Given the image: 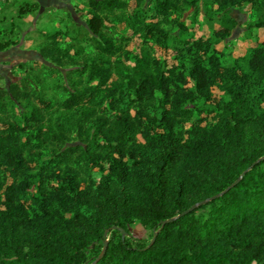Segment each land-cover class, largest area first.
Wrapping results in <instances>:
<instances>
[{"label": "trees", "instance_id": "16d2710c", "mask_svg": "<svg viewBox=\"0 0 264 264\" xmlns=\"http://www.w3.org/2000/svg\"><path fill=\"white\" fill-rule=\"evenodd\" d=\"M143 4L86 0V41L47 34L51 66L0 88V264H264V40L229 63L216 48L241 4L264 30V0ZM212 7V37L191 42L177 11L194 27ZM112 16L141 39L128 64Z\"/></svg>", "mask_w": 264, "mask_h": 264}, {"label": "rangeland", "instance_id": "374dc122", "mask_svg": "<svg viewBox=\"0 0 264 264\" xmlns=\"http://www.w3.org/2000/svg\"><path fill=\"white\" fill-rule=\"evenodd\" d=\"M32 4H37L35 10L20 12L21 7ZM151 6L150 0H144L143 8L147 9ZM134 7V1H130V10ZM86 10V0H0V40L12 43L5 49V51L10 50L9 56L0 57V88L9 89L11 83L23 82L26 78L35 79L28 69L29 66L35 69L39 68L40 63L51 66L39 54L40 49L49 43L47 34L56 33L63 49L69 44L76 47L81 45L82 40L86 41ZM252 11L249 6L243 4L228 10V15L236 21V25L230 36L216 47L224 53L222 59L224 63L248 55L259 42L264 40L263 29L249 31ZM190 13L189 10L177 11V15H181L182 20L189 27L188 35L191 42L200 45L212 37L211 28L218 25L219 21L216 17L220 15V12L216 7H212L209 12L203 11L197 17L194 27L189 17ZM253 13L255 14L254 11ZM263 14L264 11L257 13V15ZM110 19L111 22L108 23L115 27V34L125 38L119 44L123 48V53L119 54L117 61L120 64H128L131 60L130 56L139 51L141 45L139 33L137 34L135 29L121 22L118 16H112ZM90 51L91 47H88L87 52ZM158 55L162 59L173 61L172 57H180V52L171 50L167 53L165 50L158 49ZM21 64L25 66L24 70L20 69ZM59 70L64 75L65 69ZM57 81L59 82V76L55 75L52 79L45 80L44 84L51 85ZM129 231L136 238L150 237V233L136 223L129 228Z\"/></svg>", "mask_w": 264, "mask_h": 264}, {"label": "water", "instance_id": "95a60500", "mask_svg": "<svg viewBox=\"0 0 264 264\" xmlns=\"http://www.w3.org/2000/svg\"><path fill=\"white\" fill-rule=\"evenodd\" d=\"M9 54H10V50L3 51V52H0V57H4V56H7V55L9 56ZM261 160H262V159H261ZM242 175H243V174H242ZM240 177H242V176H240ZM237 181H238V180H237ZM237 181H236V182H237ZM202 203H204V202H201V203H199V204H197V205H194L192 208H190L189 210L185 211L182 215H184V214H186V213L192 211L193 209H195L198 205H200V204H202ZM174 219H175V218L168 219V220L162 222V225L167 224V223H170V222L174 221ZM121 231H122V230H121ZM122 233L124 234L123 231H122ZM105 234H106V233H105ZM156 235H157V232H155V233L153 234V237H152L151 242L154 240V238L156 237ZM104 246H106V242H105Z\"/></svg>", "mask_w": 264, "mask_h": 264}]
</instances>
